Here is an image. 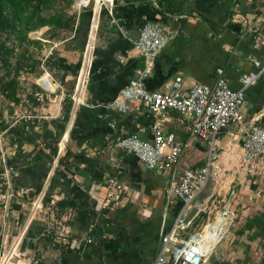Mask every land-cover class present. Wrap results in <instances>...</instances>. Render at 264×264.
<instances>
[{"label": "crops", "instance_id": "0c3cea01", "mask_svg": "<svg viewBox=\"0 0 264 264\" xmlns=\"http://www.w3.org/2000/svg\"><path fill=\"white\" fill-rule=\"evenodd\" d=\"M95 1L80 18L90 17L84 50L69 51L59 70L64 74L63 96L48 74L38 79L56 92L40 95V100H50L41 107L43 121L36 122L43 126L32 132L26 128L30 142L22 146L21 161L9 179L13 200L0 195L8 213L4 219L0 210V247L9 255L5 264H154L163 236L178 219L183 225L176 236L186 239L196 233L190 230L192 223L209 203L213 207L208 214L217 215L238 193L255 187V180H247L254 178V170L242 157L244 133L232 124L214 146L217 170L192 208L180 215L183 204L165 199L171 173L158 176L115 141L130 133L151 141V126L157 122L163 133L182 143L176 167L181 173L204 165L207 157V144L190 133V119L174 111L153 119L133 102L124 114L104 106L145 68L134 41L145 21H156L171 39L144 79L146 89L184 92L196 83L211 86L225 77L236 90L240 76L262 68L246 90L241 112L245 127L264 126V0H113L111 6ZM110 16L120 27L110 26ZM56 170L61 175L51 181ZM111 176L125 188L118 205L104 186ZM48 191L50 210L44 204ZM214 201L222 202L221 207ZM49 219L53 237L44 234ZM206 252L204 256L211 253Z\"/></svg>", "mask_w": 264, "mask_h": 264}, {"label": "built area", "instance_id": "2783aa9c", "mask_svg": "<svg viewBox=\"0 0 264 264\" xmlns=\"http://www.w3.org/2000/svg\"><path fill=\"white\" fill-rule=\"evenodd\" d=\"M91 3H96V1L74 0L73 8L79 12L87 9ZM112 3L113 0H100L97 5L111 6ZM109 24L120 27L119 21L113 16H110ZM170 39L158 22L145 21L143 23L134 41V48L143 58L145 68L135 78L129 80L127 85L119 91L117 97L104 107L124 114L130 111L129 103L133 102L137 103L139 108L153 119L164 118L169 111L177 112L190 119L191 135L205 142L208 151L204 165L185 169L181 173H177L176 167L182 151V143L176 140L174 134L163 133L157 122L151 126V141L141 139L137 133L118 137L115 141V145L120 150L135 157L146 169L153 171L158 176L165 172L171 173L170 181L165 188V199L168 204L174 200L180 201L183 204L180 215H184L192 208L193 202L205 189L211 175L213 176L212 170H217L214 146L218 135L230 125H240L244 133L242 157L249 170H254L257 162H264V126L252 123L249 127H245L241 112L246 90L257 82L263 69L240 76V88L236 90L229 88L227 78L219 77L211 86L196 83L184 92L177 90L171 93L149 91L144 86V79ZM255 65L260 67L259 63L255 62ZM179 81L180 78H177V82ZM36 96L41 98L39 94ZM57 160L58 157L55 161L57 162ZM0 163L3 173L8 177L15 172L11 166H7L5 157L1 158ZM7 184L9 185L8 178ZM104 186L110 201L114 205H118L125 190L123 184L115 176H111L106 179ZM13 196L12 189H9L6 200H10ZM50 203L47 205L48 210L51 209ZM218 217H222V215L220 214ZM226 217L223 218L226 219ZM182 225V221L178 219L171 231L163 236L162 246L154 264H200L204 260L202 236L206 228L202 233L196 232L188 235L186 239L179 240L176 233ZM224 225H226V221L220 230H223ZM52 230L53 223L49 219L46 222L44 234L53 237ZM222 237L223 235L220 236L219 241ZM54 239L57 240V237L54 236ZM61 242L67 243V240L62 239ZM8 257L9 255H3L0 247V264H5ZM195 258H198L197 262L194 261Z\"/></svg>", "mask_w": 264, "mask_h": 264}, {"label": "rangeland", "instance_id": "374dc122", "mask_svg": "<svg viewBox=\"0 0 264 264\" xmlns=\"http://www.w3.org/2000/svg\"><path fill=\"white\" fill-rule=\"evenodd\" d=\"M74 0L71 7H64L56 4L55 6L48 8L43 11V15L46 17L53 16L55 13H62V21L72 18L74 21V27L82 16V10L77 12L73 8ZM73 32L71 29H64L60 27H36L28 33V39L39 42L40 47L37 44H22L19 39V33L17 31L7 32L0 31V43L7 48V54L2 55L0 58V87L2 84L9 80L17 81V95L20 99L19 104L14 105L10 103L0 92V162L1 158L5 157L6 161L11 159L16 153L22 154V148H18L15 144H12V137L8 135V132L12 129L21 127L25 122L34 123L32 126H43V123L37 125L36 122L43 121L40 116H43L41 111L42 106H46L50 100L47 98L38 101V104L29 97L36 98L37 94H48L49 97L53 96L50 93L56 91L46 90L41 84L38 83V79L43 74H48L51 82L56 84L59 92L65 93V88L62 85V77L64 74L59 70H50L45 64V60L54 52L56 49H62L66 44ZM22 55L29 59L24 61ZM1 57V56H0ZM6 61L4 63L2 61ZM1 90V88H0ZM44 98V97H43ZM37 101V100H36ZM40 118V119H37ZM43 118V117H42ZM16 127V128H15ZM33 127H28L27 131H35ZM36 128V127H34ZM15 143V142H14ZM21 150V151H20ZM56 158V155H55ZM220 163V162H219ZM8 164V163H7ZM8 166V165H7ZM0 169L3 171V167L0 163ZM253 179L249 177L251 184L253 180L256 181L252 191L238 193L233 197L231 205L224 207L227 212L226 219L218 217L221 213L215 214V212L208 214L209 208H212V203H209L207 212L202 213L206 215V218L198 226L191 227L192 232H203L209 230L211 225H216L219 222L226 221L222 233V239L214 246L209 255L205 256L200 264H261V258L263 254V248L260 246L262 240L250 241L248 234H238L239 227L247 220L256 214H259L264 210V162L256 164L253 171ZM5 173L0 174V195L7 197L9 194V188L7 184V178L10 179ZM247 180L245 181L247 184ZM236 185V184H234ZM14 196L10 199L12 201ZM232 198V195L228 196ZM6 202V200H5ZM221 203H215L217 208L221 207ZM4 204H0V210L2 211L3 218L8 217ZM233 213V214H232ZM210 225V226H209ZM53 232V230H52ZM203 234V235H204ZM4 254V253H3Z\"/></svg>", "mask_w": 264, "mask_h": 264}, {"label": "trees", "instance_id": "16d2710c", "mask_svg": "<svg viewBox=\"0 0 264 264\" xmlns=\"http://www.w3.org/2000/svg\"><path fill=\"white\" fill-rule=\"evenodd\" d=\"M73 0H0V31L7 32L17 31L19 33V39L22 41V44H37L40 47L39 42L32 41L28 39V33L33 28L36 27H60L64 29H71L73 36L69 41L64 44V48L56 49L54 52L45 60V64L50 70H62L61 68L65 65L66 56L69 55V51H78L82 52L86 45L87 35H88V26L90 17L84 18L82 21H78L74 27V21L72 18L62 21V13H55L53 16L46 17L43 15V11L55 6L56 4L71 7ZM88 21V22H87ZM7 48L0 43V58H3L2 55L7 54ZM71 55H69L70 57ZM24 61L28 60V57L22 55ZM4 63V59H2ZM1 94L12 104L17 105L20 102V99L17 95V81L9 80L2 84L0 87ZM121 90V89H120ZM33 100L35 104L40 101L39 98L29 97ZM37 100V101H36ZM32 128V124L25 122L21 127L12 129L8 132L13 139L12 144L16 145L18 148H22L25 142H30L25 138L26 128ZM32 132V131H29ZM48 134V132H47ZM49 135V134H48ZM56 141V140H54ZM15 142V143H14ZM21 151V150H20ZM22 154L16 153L11 159H8V166H11L14 170L17 169L18 163L21 161ZM3 171L0 169V174ZM61 175V171H55L52 180H56ZM50 193L47 192L44 204L49 203ZM206 218V215L199 214L198 217L193 221L192 227H196ZM42 231V230H40ZM41 233V232H40ZM248 234V239L250 241H259L262 240L260 246L263 248V254L261 258V264H264V210L259 214H256L247 220L239 227L238 234ZM49 242L50 239L46 238Z\"/></svg>", "mask_w": 264, "mask_h": 264}, {"label": "bare ground", "instance_id": "6f19581e", "mask_svg": "<svg viewBox=\"0 0 264 264\" xmlns=\"http://www.w3.org/2000/svg\"><path fill=\"white\" fill-rule=\"evenodd\" d=\"M222 223H218L216 225H211L209 230L207 231V233H205L202 236V250L205 253H207L206 251L210 250L212 251V249L214 248V246L218 243V238L220 236V234L222 233V230H220V227L222 226ZM224 227V226H223ZM212 228H217V230H219L218 232L214 231L211 234V229Z\"/></svg>", "mask_w": 264, "mask_h": 264}, {"label": "water", "instance_id": "95a60500", "mask_svg": "<svg viewBox=\"0 0 264 264\" xmlns=\"http://www.w3.org/2000/svg\"><path fill=\"white\" fill-rule=\"evenodd\" d=\"M89 34H90V30H88V37H89ZM79 71H80V70H77L76 73L79 74ZM221 215H222L223 217L226 216V211H225V210H222V211H221ZM194 261L197 262V261H198V258H195Z\"/></svg>", "mask_w": 264, "mask_h": 264}]
</instances>
